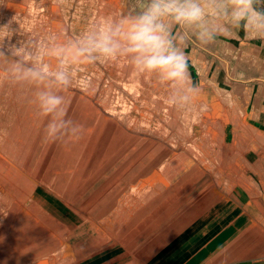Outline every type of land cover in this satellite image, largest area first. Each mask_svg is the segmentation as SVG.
<instances>
[{"label":"rangeland","instance_id":"1","mask_svg":"<svg viewBox=\"0 0 264 264\" xmlns=\"http://www.w3.org/2000/svg\"><path fill=\"white\" fill-rule=\"evenodd\" d=\"M131 3L0 0V264H101L118 248L110 264H169L215 201L194 184L230 178L220 174L221 123L241 118L238 101L203 51L190 58L202 44L194 36L172 25L198 90L188 100L128 54L93 50L78 62L76 47L102 38ZM41 91L63 97L58 112L42 111Z\"/></svg>","mask_w":264,"mask_h":264},{"label":"crops","instance_id":"2","mask_svg":"<svg viewBox=\"0 0 264 264\" xmlns=\"http://www.w3.org/2000/svg\"><path fill=\"white\" fill-rule=\"evenodd\" d=\"M210 22L223 25L224 19L213 13ZM192 47L196 50L190 58L197 61L203 51V61L216 66L213 79L236 97L241 118L221 123V166L232 161L233 167L220 168V174L232 180L225 179L230 183H221L218 189L205 188L200 180L194 184V191L214 193L210 200L215 201L193 220L200 228L187 237L169 264H264V38L251 39L242 29L225 25L212 42ZM157 206L152 210L165 208ZM118 250L99 254L94 263L110 264Z\"/></svg>","mask_w":264,"mask_h":264},{"label":"clouds","instance_id":"3","mask_svg":"<svg viewBox=\"0 0 264 264\" xmlns=\"http://www.w3.org/2000/svg\"><path fill=\"white\" fill-rule=\"evenodd\" d=\"M213 13L217 19L223 17V25L210 22ZM173 24L186 30V39L194 36L202 44L212 42L225 25L242 29L248 38H264V0H133L130 10L123 13L102 38L90 37L83 47H76L78 62L94 59L86 54L93 50L108 56L128 54L140 68L157 74L169 84L186 88L188 95L180 99L188 100L189 94L194 96L198 90L190 83L183 51L173 41ZM19 71L22 76L45 79L40 71L31 67L21 66ZM56 81L64 86L69 84L63 72L57 74ZM39 102L43 112L55 113L63 97L41 91ZM49 127L54 130L56 126Z\"/></svg>","mask_w":264,"mask_h":264},{"label":"bare ground","instance_id":"4","mask_svg":"<svg viewBox=\"0 0 264 264\" xmlns=\"http://www.w3.org/2000/svg\"><path fill=\"white\" fill-rule=\"evenodd\" d=\"M70 153V152H69ZM126 200V199H125ZM128 204V203H127ZM72 249V248H71Z\"/></svg>","mask_w":264,"mask_h":264}]
</instances>
